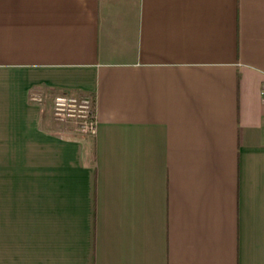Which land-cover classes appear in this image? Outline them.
I'll list each match as a JSON object with an SVG mask.
<instances>
[{
	"label": "crops",
	"instance_id": "1",
	"mask_svg": "<svg viewBox=\"0 0 264 264\" xmlns=\"http://www.w3.org/2000/svg\"><path fill=\"white\" fill-rule=\"evenodd\" d=\"M263 85L264 0H0V264H264Z\"/></svg>",
	"mask_w": 264,
	"mask_h": 264
},
{
	"label": "built area",
	"instance_id": "2",
	"mask_svg": "<svg viewBox=\"0 0 264 264\" xmlns=\"http://www.w3.org/2000/svg\"><path fill=\"white\" fill-rule=\"evenodd\" d=\"M261 95L264 100V85ZM32 100L38 104L43 103V95L35 93ZM54 115L58 120L79 118L83 121L82 132L88 136H95L97 133V119L94 112V105L87 96H72L61 94L55 98Z\"/></svg>",
	"mask_w": 264,
	"mask_h": 264
},
{
	"label": "rangeland",
	"instance_id": "3",
	"mask_svg": "<svg viewBox=\"0 0 264 264\" xmlns=\"http://www.w3.org/2000/svg\"><path fill=\"white\" fill-rule=\"evenodd\" d=\"M39 94L43 95V103L49 113L50 118L53 120V122H55V124H57L58 128L60 130H62L63 132H67L70 134H73L74 136H88L86 134H84L82 132V124L83 121L79 118H75V119H66L64 121L58 120L55 115H54V102H55V98L61 94H55V93H42L40 92ZM81 97V96H80ZM89 97V96H87ZM93 103V99L91 97H89ZM94 105V103H93Z\"/></svg>",
	"mask_w": 264,
	"mask_h": 264
}]
</instances>
